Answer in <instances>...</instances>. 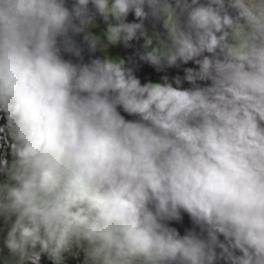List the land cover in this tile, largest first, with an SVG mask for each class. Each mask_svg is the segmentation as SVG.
<instances>
[{"label": "clouds", "instance_id": "1", "mask_svg": "<svg viewBox=\"0 0 264 264\" xmlns=\"http://www.w3.org/2000/svg\"><path fill=\"white\" fill-rule=\"evenodd\" d=\"M0 131V264H264V0H0Z\"/></svg>", "mask_w": 264, "mask_h": 264}, {"label": "water", "instance_id": "2", "mask_svg": "<svg viewBox=\"0 0 264 264\" xmlns=\"http://www.w3.org/2000/svg\"><path fill=\"white\" fill-rule=\"evenodd\" d=\"M133 19H134V17H132V16L129 17L130 21ZM100 27L103 28V24H101ZM78 41L81 43L82 47H84V49H85V58L86 59L102 58L98 51L91 52L88 49V45L86 43H84L83 34L78 38ZM137 49H139L141 52L150 50V49L146 48L143 41L140 40L138 43L133 42V46L131 48H123V47L116 48L115 55H118V56L127 60L128 57H135V53H136ZM190 66L191 65H189V67ZM177 74L178 73H177L176 69L169 70V72H168V75L170 77H174ZM179 74L182 75L183 74L182 71L179 72ZM137 75L141 78L142 82H146L148 79L159 81L160 76L163 75V73H157L150 66L142 64L139 67ZM173 226L176 227L179 231H181L183 233V231L185 229H188L191 227V222L187 216H184V218L181 222L174 223Z\"/></svg>", "mask_w": 264, "mask_h": 264}, {"label": "trees", "instance_id": "3", "mask_svg": "<svg viewBox=\"0 0 264 264\" xmlns=\"http://www.w3.org/2000/svg\"><path fill=\"white\" fill-rule=\"evenodd\" d=\"M142 41H143V43L145 44V41H144V40H142ZM98 52H99V51H98ZM115 53H116V49H112V50H110V54L115 55ZM99 54H100L101 57L103 58V54L100 53V52H99ZM154 81H156V80H154ZM44 264H48V262H44Z\"/></svg>", "mask_w": 264, "mask_h": 264}, {"label": "rangeland", "instance_id": "4", "mask_svg": "<svg viewBox=\"0 0 264 264\" xmlns=\"http://www.w3.org/2000/svg\"><path fill=\"white\" fill-rule=\"evenodd\" d=\"M3 135V132L2 131H0V136H2ZM5 143V141H3V140H0V145H3Z\"/></svg>", "mask_w": 264, "mask_h": 264}]
</instances>
